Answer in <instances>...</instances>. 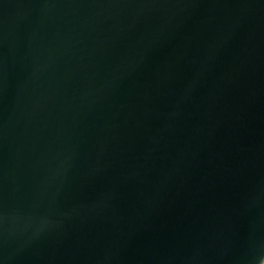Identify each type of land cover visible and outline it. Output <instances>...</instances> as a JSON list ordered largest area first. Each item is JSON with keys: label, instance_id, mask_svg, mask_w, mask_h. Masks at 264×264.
<instances>
[{"label": "water", "instance_id": "1", "mask_svg": "<svg viewBox=\"0 0 264 264\" xmlns=\"http://www.w3.org/2000/svg\"><path fill=\"white\" fill-rule=\"evenodd\" d=\"M264 0H0V264H261Z\"/></svg>", "mask_w": 264, "mask_h": 264}, {"label": "built area", "instance_id": "2", "mask_svg": "<svg viewBox=\"0 0 264 264\" xmlns=\"http://www.w3.org/2000/svg\"><path fill=\"white\" fill-rule=\"evenodd\" d=\"M261 264H264V260H263V262Z\"/></svg>", "mask_w": 264, "mask_h": 264}]
</instances>
